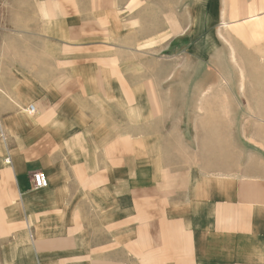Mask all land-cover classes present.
Instances as JSON below:
<instances>
[{"label": "crops", "instance_id": "obj_1", "mask_svg": "<svg viewBox=\"0 0 264 264\" xmlns=\"http://www.w3.org/2000/svg\"><path fill=\"white\" fill-rule=\"evenodd\" d=\"M39 3L47 28L9 27L1 4V42L28 33L61 58L0 72V264H264V135L250 129L264 93L232 109L230 159L212 120L227 122V98L214 109L210 90L149 87L146 73L134 87L117 57L85 59L99 29L84 0Z\"/></svg>", "mask_w": 264, "mask_h": 264}, {"label": "rangeland", "instance_id": "obj_2", "mask_svg": "<svg viewBox=\"0 0 264 264\" xmlns=\"http://www.w3.org/2000/svg\"><path fill=\"white\" fill-rule=\"evenodd\" d=\"M2 3L9 27L41 22L47 28L44 22L54 16L50 3L39 8L29 6L30 0ZM84 6L95 13L88 16L96 21L90 27L99 29L85 32V59L117 57L134 87L146 73L149 87L210 90L214 109L218 99H228L227 122L212 114L213 136L217 145L228 141L229 158L236 160L234 135L242 127L232 109L264 93V0H84ZM12 35L0 41V72L43 71L53 67V57L61 58V50L34 42L28 33L20 34L21 41ZM250 129L264 135L262 122Z\"/></svg>", "mask_w": 264, "mask_h": 264}, {"label": "built area", "instance_id": "obj_3", "mask_svg": "<svg viewBox=\"0 0 264 264\" xmlns=\"http://www.w3.org/2000/svg\"><path fill=\"white\" fill-rule=\"evenodd\" d=\"M0 16H1V3H0ZM0 31H1V24H0ZM27 112L30 115H35L36 114L35 105H33V104L29 105L28 108H27ZM6 163L10 164L11 163V160L9 158H7L6 159ZM32 181H33L34 189H37V190L38 189L47 188L48 185H49L48 178L42 172L34 173V175L32 177Z\"/></svg>", "mask_w": 264, "mask_h": 264}, {"label": "bare ground", "instance_id": "obj_4", "mask_svg": "<svg viewBox=\"0 0 264 264\" xmlns=\"http://www.w3.org/2000/svg\"><path fill=\"white\" fill-rule=\"evenodd\" d=\"M37 118V117H36Z\"/></svg>", "mask_w": 264, "mask_h": 264}, {"label": "snow or ice", "instance_id": "obj_5", "mask_svg": "<svg viewBox=\"0 0 264 264\" xmlns=\"http://www.w3.org/2000/svg\"><path fill=\"white\" fill-rule=\"evenodd\" d=\"M38 179V178H37Z\"/></svg>", "mask_w": 264, "mask_h": 264}]
</instances>
